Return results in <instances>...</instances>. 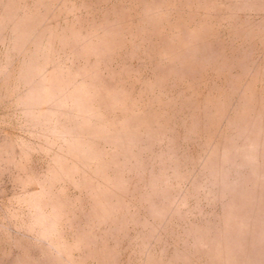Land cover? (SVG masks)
I'll list each match as a JSON object with an SVG mask.
<instances>
[{
	"label": "rangeland",
	"instance_id": "374dc122",
	"mask_svg": "<svg viewBox=\"0 0 264 264\" xmlns=\"http://www.w3.org/2000/svg\"><path fill=\"white\" fill-rule=\"evenodd\" d=\"M0 264H264V0H0Z\"/></svg>",
	"mask_w": 264,
	"mask_h": 264
}]
</instances>
